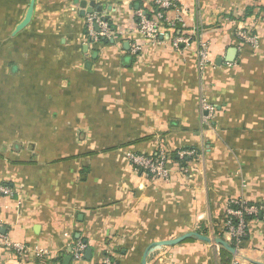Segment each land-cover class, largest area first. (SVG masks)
<instances>
[{
    "label": "crops",
    "instance_id": "obj_1",
    "mask_svg": "<svg viewBox=\"0 0 264 264\" xmlns=\"http://www.w3.org/2000/svg\"><path fill=\"white\" fill-rule=\"evenodd\" d=\"M174 1L214 66L199 70L194 47L143 40L135 12L151 0L96 1L93 11L121 33L99 42L88 36L85 0H36L17 35L31 0H0V185L13 190L0 199V264H64L78 242L92 252L85 264L107 253L112 264H142L153 243L193 232L223 234L233 247L228 202L264 204V0ZM241 29L258 35L257 48L238 39ZM203 104L214 108L208 122ZM188 148L197 157L179 168L173 155ZM161 152L168 182L129 160ZM6 242L29 252L19 257ZM243 245L241 264H264V217L249 222ZM222 248L195 239L147 264H224Z\"/></svg>",
    "mask_w": 264,
    "mask_h": 264
},
{
    "label": "built area",
    "instance_id": "obj_2",
    "mask_svg": "<svg viewBox=\"0 0 264 264\" xmlns=\"http://www.w3.org/2000/svg\"><path fill=\"white\" fill-rule=\"evenodd\" d=\"M88 5L91 2L99 0H85ZM152 7L149 11L146 9H138L135 12L138 22V33L144 41L151 43L168 42L171 47L177 51L195 48L198 57V69L203 70L207 67L214 66L210 58V45L199 33L198 29H188L185 25L182 13L183 7L174 0H151ZM148 13L150 15H148ZM173 15V16H171ZM85 27L89 38L94 42L100 40H113L121 36L103 15L93 11L85 16ZM238 39L246 45L257 48L259 45V37L250 29H241L237 31ZM140 45H132V53L139 54ZM214 112V108L210 105L203 104V121L208 122ZM177 156L180 159L186 157H197L195 151H179ZM169 155L165 152L159 154V158L152 155H136L130 156V163L137 172L143 173L155 181L168 182L171 177V171L168 167ZM188 171L185 170L184 173ZM13 190L5 185H0V199L12 197ZM226 222L225 235L229 242L239 252L247 237L248 224L251 220L264 217V204L251 203L244 200H231L226 206ZM6 247L12 250L17 256L24 257L28 253L25 245L6 242ZM86 244L78 242L72 244L68 251L71 257V264H85ZM35 257L44 258L49 255L48 251L36 249ZM104 264H112L109 259ZM231 264H241L238 256H234Z\"/></svg>",
    "mask_w": 264,
    "mask_h": 264
},
{
    "label": "water",
    "instance_id": "obj_3",
    "mask_svg": "<svg viewBox=\"0 0 264 264\" xmlns=\"http://www.w3.org/2000/svg\"><path fill=\"white\" fill-rule=\"evenodd\" d=\"M35 4H36V0H31L28 11L26 13V16H25L24 20L20 23V25L16 28L14 35L19 34L20 32L25 30L31 24L32 19H33V15H34ZM95 6H96L95 2L90 3V6L88 8V14L93 12V9L95 8ZM82 7L87 8V3L86 2L82 3ZM236 55H237V50L234 48L230 49L227 53L226 62L227 63H233ZM188 239H196L198 241H201V242H204L207 244H212V243L217 244V245L223 247L224 249L228 250L229 252H231L235 256L239 254V252L237 250H235L230 244H228L225 240H223L221 238L207 237V236L200 235L199 233L193 232V233H187L181 237H178L176 239H172L169 241H160L157 243H153L145 251L144 256H143V260H142V264H147V261H148L150 255L152 253H154L158 250H161L164 247H173V246L180 245ZM91 254H92L91 250L90 249L87 250L86 254H85V259L90 260ZM70 263H71V257H67L65 259L64 264H70Z\"/></svg>",
    "mask_w": 264,
    "mask_h": 264
},
{
    "label": "trees",
    "instance_id": "obj_4",
    "mask_svg": "<svg viewBox=\"0 0 264 264\" xmlns=\"http://www.w3.org/2000/svg\"><path fill=\"white\" fill-rule=\"evenodd\" d=\"M251 13H252V9H248L247 14H246V16H245V20H247L248 18H250ZM148 15H150V14L148 13ZM182 151H195V152H197L195 149H191V148H188V149H185V150H182ZM153 157L157 159V158H159V155H154ZM173 159L176 160L177 162H179V164H180L179 168H185L186 165H187V162L191 161L193 158H192V157H191V158L186 157V158H184V159H180V158L177 156V154H174V155H173ZM170 178H171V177H170ZM169 180H170V179H169ZM224 233H225V230H224ZM200 234H203V235H205V236L207 235V233H205V232H204V233L201 232ZM215 237H216V238H221V239H223V234H218V233H216V234H215ZM194 240H195V239H188V240H186L184 243L194 242ZM245 240H246V239H245ZM75 241H78V239H75ZM243 246H244V245H243ZM66 256H67V254L64 255V256L61 258V260L64 259ZM106 257H109L110 260H111L113 263H116V261L113 259L112 255H110L109 253L106 254ZM221 260H222V262H223L224 264H231V262H232V260H233V254H232L231 252H229L228 250L222 248V251H221Z\"/></svg>",
    "mask_w": 264,
    "mask_h": 264
}]
</instances>
